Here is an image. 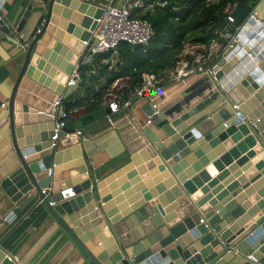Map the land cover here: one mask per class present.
Here are the masks:
<instances>
[{"label": "water", "instance_id": "95a60500", "mask_svg": "<svg viewBox=\"0 0 264 264\" xmlns=\"http://www.w3.org/2000/svg\"><path fill=\"white\" fill-rule=\"evenodd\" d=\"M103 12L80 0H22L0 31V37L7 35L15 51L11 57L14 65L9 70L12 90L0 111V124L9 126L17 163L2 184L7 194L1 205L4 224L20 216L14 228L42 208L43 214L73 243L85 264H264V189L252 198L255 203L263 201L244 218L241 217L249 210L251 201L226 202L228 190L204 207L208 197L203 199L202 195L207 189L197 191L201 178H209L207 172L221 171L223 163L229 164L233 158L244 164L246 159H239L240 152L250 149L253 151L247 157L259 159L257 163L251 161L242 172L255 163L256 170L262 173L255 182L264 177V161H261L264 101L253 114L249 112L264 97V71L257 67L264 61V23L258 24L256 8L241 3L236 9L231 31L237 33L239 43L227 50L215 69V77L204 76L179 101L153 116V122L163 129L167 139L151 145L156 155L149 154V160L158 157L162 169L170 173L172 180L167 183L170 191L158 201L151 194L142 200L135 196L132 208L123 214L114 208L121 198L114 199L115 196L107 193V187L125 173L131 180L143 174L140 157L148 154L147 150L137 153L117 174L97 183L88 161L90 144L76 134L77 130L110 115L109 108L84 115L79 121H67L62 134L70 136L61 142L66 151L51 148L56 115L53 104L61 95L67 99L80 87L81 81L68 88L65 85L75 66L81 63L83 42L90 39ZM59 15L64 18L62 22ZM59 24L61 28L56 31L54 27ZM65 32L74 39L65 36ZM65 57L68 60L74 57L75 63L69 66ZM227 63L233 68L222 75ZM88 68L92 79L95 67L89 64ZM48 92L51 97H47ZM219 96L220 102L204 111ZM237 104L239 108H235ZM146 110L148 116L155 111L151 103ZM213 110L218 111L209 115ZM45 124H51L49 135ZM235 133L237 147L207 171H201L200 177L184 180L178 176V163L195 154L206 165L205 150ZM71 155L77 159L80 182L66 179L64 189L62 180L55 175L62 171L63 158ZM239 182L241 186L237 189L241 190L245 178ZM261 184L264 180L256 186ZM128 188L129 185L124 186V190ZM46 189H51L53 195L43 194ZM173 202L176 203L168 207ZM249 216L254 218L250 223ZM6 236L0 239V258H7L8 263L3 264H15L2 250ZM97 237L99 249L93 241Z\"/></svg>", "mask_w": 264, "mask_h": 264}, {"label": "crops", "instance_id": "0c3cea01", "mask_svg": "<svg viewBox=\"0 0 264 264\" xmlns=\"http://www.w3.org/2000/svg\"><path fill=\"white\" fill-rule=\"evenodd\" d=\"M21 2L22 0H0V9L5 14L7 20L11 19L17 6ZM138 10H135V14H138ZM256 11L258 24L262 22L264 23V5L261 9H256ZM57 17L60 22L64 20L61 15ZM83 17L84 19H89L90 21V18L86 15H83ZM54 28L58 31L59 28H61L60 24ZM66 35L70 37L69 34L65 32V36ZM7 37V35L5 38L0 37V111L6 97L10 96L12 90L9 70L12 69V66L14 65L13 61H11V57L15 54V51L13 46L7 41ZM70 39L74 38L70 37ZM220 40H222V42H220ZM224 41H226L228 45L224 44ZM229 42V40L222 37L221 31H219L218 38L213 40L209 46L201 44H187L182 55L192 46H197L199 48L198 53L201 65L205 68L212 67L213 69H216L229 49ZM259 43L260 42H258V44ZM117 53L118 52L116 51L111 56L102 55L94 57L93 60L97 63V65L93 62L84 64L81 61L79 64V73L81 77L80 87L67 99H64L63 106L65 108L67 105L79 103L81 105L80 114L77 119L69 120L79 121L84 115L93 114V112L86 110L84 106L86 103H100V108L98 110L100 111L108 108L109 101L114 98H118L119 100L129 99L131 101V106L127 108L121 106L117 113H111L105 118L80 129L83 131L84 140L90 144V155L88 161L97 183H100L117 174L132 162V158L137 153H140L144 149L147 150L148 154L145 153L140 157L141 167L144 169L143 174L139 173L138 176H134L131 180L130 177H128V174L125 173L121 177L115 179L114 182L107 187V193L115 196L114 199H117L118 197L121 198L120 202L114 205V208L118 209L120 214H123L124 210H130L132 208V198L135 196H139V200H142L143 197L145 198L146 194H151L155 201L160 200L166 192L170 191L167 187V183L172 180V177L167 170L162 169V163L158 157L154 158L153 161L155 162V165L151 166V164L154 163L152 160H149V154L153 157L156 155L154 154L151 145L159 144L166 140L167 137L164 134L163 129L155 125L154 122L152 124H147L148 114L146 108L150 102L145 99L132 96L136 87L134 89L131 87V73L128 71H122V64L119 54ZM66 58L68 60V57H65V59ZM95 58L97 60H95ZM236 62L237 63L235 64H238V61ZM67 63H69V66L71 63H75L74 57L72 60L69 59ZM88 64L95 66L92 79L90 78L91 71L88 67L81 69L83 65L86 67ZM108 64L110 65L108 70H106V72L101 75L99 79V65ZM76 67L77 66H75V68ZM225 67L222 68V75H227V72L233 68L229 65V63H227ZM257 67L264 71V61L257 65ZM41 73L43 75V72ZM165 77L162 79V82L167 89V94L166 97L161 100V109L171 107L175 102L182 98L188 89L197 85L201 78H204V76L201 75H191L181 80H174V75ZM94 78L98 79L93 81ZM113 78H115L113 82L108 84L109 80ZM52 85L56 86L54 80H52ZM87 90L90 92L88 93ZM47 97H51V93L48 92ZM220 100L221 96H219L217 101L204 111H207L217 105ZM262 101H264V97H262L261 101L256 102L253 106L254 109H252V107L249 108L250 114H253L262 106ZM237 106L239 108L240 104H237ZM241 106H243V104ZM228 110L231 111L229 106ZM217 111L218 110H213L209 115ZM201 113L194 116V118H197ZM225 113L228 115L227 111H225ZM49 125L51 124L44 125L48 126L45 129L47 135L50 134ZM235 136L236 133L228 134L224 140L218 141L215 146L211 145V147L206 149L204 152V157L208 159L206 165L201 163V158L194 156L195 154H192L187 159L182 160L176 165L179 167L178 176H183L184 180H187L188 178L193 180L200 177L201 171H207L209 166H212L216 161L221 160L223 155L229 153L231 149L237 147L238 140L234 139ZM66 138H68L66 135H62L60 138L57 147L59 151H66L61 145V142L65 141ZM174 146L175 144L170 148H173ZM251 151L253 150L250 149L245 153L240 152L239 155V159H246L245 163L249 161L247 164H238L239 160H235L233 158L229 164L223 163V169L221 171L216 170L214 174L207 172L210 174L207 180H203L201 178L202 183L197 187V191L200 192L205 188L207 189L206 193H203L202 195L203 199H207L208 197V201L204 207L208 206L211 201H215L219 195L229 190L227 192L228 196L226 198V202L229 201V203H232L236 201H251L249 210L241 217L244 218L245 216H248L250 211L257 207L259 202L263 201V199L257 203L252 201V198L258 196L264 189V184H261L258 187L256 186L257 183L264 180V177H261L255 182L256 176L262 174L256 170L255 163H253V165L249 167L246 172H242L245 167L252 164L253 160L256 162L259 159V157H256L255 159L248 158V153ZM190 158L193 159L190 160ZM76 160L77 159H75L73 155L69 158L64 157L61 163L62 171L55 175L56 179L62 180L64 189L66 188V185L64 184L66 179H72L74 182H80V180H78L79 174L77 172L79 167L76 164ZM261 161H264V158H262ZM16 166V155L12 147L9 126L8 124L5 125V123H1L0 239L7 234L2 243V250L8 255L18 257L20 264H85L83 257L79 255V252L74 248L73 243L68 241L65 235H63V233L58 229L57 224L53 223L52 220L48 219L47 216L43 214L42 208L32 212L14 228L13 226L20 219V216L13 218L8 225L4 224V212L1 205L7 199V194L2 188V184L16 168ZM233 166H235V168L232 169ZM241 178H245V182H243V189L240 188L241 190H239L237 187L241 186L239 182ZM134 181H136V185L134 184ZM127 185H129V188L124 190V186ZM49 190V196H52L53 193L51 192V189ZM143 190L148 192L143 193ZM174 203L176 202L171 203L168 207H171ZM164 209L166 210V208ZM248 219H250V223L254 218L253 216H249ZM93 241L95 242L96 249H99L100 246H98V243L100 239H94ZM5 262L8 263L7 258L2 256L0 258V264Z\"/></svg>", "mask_w": 264, "mask_h": 264}, {"label": "built area", "instance_id": "2783aa9c", "mask_svg": "<svg viewBox=\"0 0 264 264\" xmlns=\"http://www.w3.org/2000/svg\"><path fill=\"white\" fill-rule=\"evenodd\" d=\"M97 9H102L103 15L97 19L98 26L92 33L89 40L84 41V54L82 62L89 63L97 55L114 52L122 43H127L133 46H147L153 38L154 29L150 21L137 16L135 10L143 9L145 4L143 0H80ZM239 1L229 2L225 7L227 21L224 28L221 30V35L224 39L229 40V49H234L239 43L237 33H232L231 27L235 23L234 13L240 6ZM7 18L0 9V31L6 25ZM216 42V41H215ZM198 47L192 46L188 51L180 56V60L174 72V80H181L191 75L209 76L214 78L216 75L215 69L212 67L205 68L201 65V60L198 53ZM81 81L79 73V65L74 69L73 74L69 78L65 88ZM167 89L164 86L162 79L154 74H145L143 76L142 85L136 88L132 94L134 97L149 101L155 109L153 115L148 116L147 124L153 123V116L157 115L160 110L161 100L166 97ZM64 95H61L53 104V110L56 115L53 116L55 123L54 134L51 139V148H57L60 138L62 137V129L70 119H77L80 114L79 109L67 111L64 106ZM122 103V105H121ZM131 106V101L119 100L114 98L108 103V108L111 113H117L120 108ZM238 108V106H235ZM76 134L84 139L83 131L77 130ZM66 136H70L67 134ZM43 194L49 195V190H43ZM9 260L15 264L19 263L18 257L7 256ZM253 259V258H251ZM255 260V259H253Z\"/></svg>", "mask_w": 264, "mask_h": 264}, {"label": "trees", "instance_id": "16d2710c", "mask_svg": "<svg viewBox=\"0 0 264 264\" xmlns=\"http://www.w3.org/2000/svg\"><path fill=\"white\" fill-rule=\"evenodd\" d=\"M143 1L147 5L151 4L153 6V10L143 15L138 14L142 16L141 18L152 23L154 29L152 40L147 46H133L122 43L116 49L122 64V71L131 73V87L133 89L142 85L145 74H154L161 79L173 75L187 44L209 46L213 40L217 39L219 31L226 25L227 15L224 11L229 2L239 1L256 7L260 0ZM224 44L228 45L226 41H224ZM116 51L97 55L96 57L111 56ZM95 60L97 59L95 58ZM92 62L97 65L94 60ZM88 65L86 67L83 65L81 69L87 68ZM99 66L98 78L100 79L110 65ZM98 78H94L93 81ZM114 79H110L108 84H111ZM84 106L87 111L95 113L99 110L100 103H86ZM80 107L79 103H75L65 106V109L73 111L75 109L80 110Z\"/></svg>", "mask_w": 264, "mask_h": 264}, {"label": "rangeland", "instance_id": "374dc122", "mask_svg": "<svg viewBox=\"0 0 264 264\" xmlns=\"http://www.w3.org/2000/svg\"><path fill=\"white\" fill-rule=\"evenodd\" d=\"M144 4H145V1H144ZM264 5V0H260L258 3H257V5H256V9H258L259 10V8L261 9V7ZM150 10H153V6L150 4H145V8L144 9H142V10H138V14H141V15H143V14H145L146 12H148V11H150ZM141 15H137V16H140V17H142ZM201 80H203V78H201ZM200 80V81H201ZM187 92V91H186Z\"/></svg>", "mask_w": 264, "mask_h": 264}]
</instances>
